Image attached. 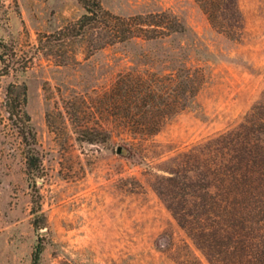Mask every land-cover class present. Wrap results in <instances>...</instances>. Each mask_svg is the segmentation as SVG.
I'll return each mask as SVG.
<instances>
[{
    "label": "rangeland",
    "instance_id": "1",
    "mask_svg": "<svg viewBox=\"0 0 264 264\" xmlns=\"http://www.w3.org/2000/svg\"><path fill=\"white\" fill-rule=\"evenodd\" d=\"M101 3L119 16L171 11L185 32L92 51L89 31H61L85 12L78 0H0V264H33L37 244L38 264H211L168 206L172 178L192 145L264 98V0H236V34L213 27L197 0ZM179 45L205 73L196 104L133 139L110 123L107 91L120 72L143 71Z\"/></svg>",
    "mask_w": 264,
    "mask_h": 264
},
{
    "label": "trees",
    "instance_id": "2",
    "mask_svg": "<svg viewBox=\"0 0 264 264\" xmlns=\"http://www.w3.org/2000/svg\"><path fill=\"white\" fill-rule=\"evenodd\" d=\"M78 2L85 12L61 31H89L92 51L185 32V25L171 11L119 16L104 9L101 0ZM197 2L213 27L225 34L237 33L241 17L236 0ZM187 50L183 45L171 47L165 55L151 57L153 65L143 71L120 72L106 94L110 123L133 139H143L158 132L172 116L193 107L205 73L190 60ZM11 108L10 114L19 116L23 138L32 137L24 112L16 111L15 105ZM101 131L108 137L114 130ZM183 157L187 168L181 177L176 173L172 178L174 195L168 206L194 244L211 264H264V98L239 124L192 145ZM36 158L28 155L26 159L33 183ZM159 192L166 195L162 189ZM178 199L184 202L181 208ZM32 202L38 218L34 225L41 228L39 201L33 197ZM41 251L37 244L33 264H38Z\"/></svg>",
    "mask_w": 264,
    "mask_h": 264
},
{
    "label": "water",
    "instance_id": "3",
    "mask_svg": "<svg viewBox=\"0 0 264 264\" xmlns=\"http://www.w3.org/2000/svg\"><path fill=\"white\" fill-rule=\"evenodd\" d=\"M122 151H123V147H122L121 145H119V146L117 147V152H118V153H122Z\"/></svg>",
    "mask_w": 264,
    "mask_h": 264
}]
</instances>
